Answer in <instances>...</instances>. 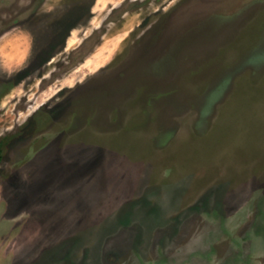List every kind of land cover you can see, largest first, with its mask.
I'll return each mask as SVG.
<instances>
[{
	"label": "rangeland",
	"instance_id": "obj_1",
	"mask_svg": "<svg viewBox=\"0 0 264 264\" xmlns=\"http://www.w3.org/2000/svg\"><path fill=\"white\" fill-rule=\"evenodd\" d=\"M0 264H264V0H0Z\"/></svg>",
	"mask_w": 264,
	"mask_h": 264
},
{
	"label": "trees",
	"instance_id": "obj_2",
	"mask_svg": "<svg viewBox=\"0 0 264 264\" xmlns=\"http://www.w3.org/2000/svg\"><path fill=\"white\" fill-rule=\"evenodd\" d=\"M2 158H3V155H2V149H1V147H0V163H1V161H2Z\"/></svg>",
	"mask_w": 264,
	"mask_h": 264
}]
</instances>
